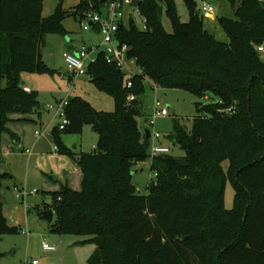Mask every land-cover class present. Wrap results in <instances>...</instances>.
I'll use <instances>...</instances> for the list:
<instances>
[{"label": "trees", "instance_id": "16d2710c", "mask_svg": "<svg viewBox=\"0 0 264 264\" xmlns=\"http://www.w3.org/2000/svg\"><path fill=\"white\" fill-rule=\"evenodd\" d=\"M129 1L147 29L130 17L117 38L130 46L128 57L140 71L128 88L126 71L108 63L102 49L88 64L90 81L114 99L115 109L69 97L70 124L54 127L56 137L90 125L98 141L89 153L70 152L81 173L77 186L44 174L54 183L42 190L52 200L35 210L54 211L53 232L87 236L95 244L88 264H264V60L258 50L264 43V0H228L234 16L217 17L228 41L206 27L197 0H185L187 22L175 0ZM103 10L100 0H81L71 11L59 5L44 17L43 0H0V244L18 232L8 224L1 199L4 181L15 178L3 150L20 144L19 128L41 108L38 92L24 89V74L51 71L41 48L48 33L66 31L67 15L81 21ZM164 10L172 32L163 26ZM147 78L156 87L201 98L191 126L174 117L166 136L183 155L150 153L151 138L138 119L146 113ZM131 93L135 99L129 101ZM148 158L157 176L143 194L132 168ZM227 181L236 190L230 209L224 203Z\"/></svg>", "mask_w": 264, "mask_h": 264}, {"label": "rangeland", "instance_id": "374dc122", "mask_svg": "<svg viewBox=\"0 0 264 264\" xmlns=\"http://www.w3.org/2000/svg\"><path fill=\"white\" fill-rule=\"evenodd\" d=\"M81 0H43V16L48 17L54 13L55 9L61 5L65 11H71L80 3ZM214 5L216 11L212 16H204L206 27L222 41H228V36L218 24L219 16H234V11L228 0H206ZM180 19L183 22L190 20V11L185 0H175ZM202 0H197V9L201 8ZM125 17L124 22L128 24L130 17L141 28L142 17L137 9L130 4L124 5ZM84 19L80 21L79 17L67 15L64 19V33H48L45 43L41 48L44 63L51 71L24 74L27 84L31 85L38 92L39 98L44 108L42 120L44 125L57 127L61 121L56 115L54 109H49L48 105L58 102L67 97L77 95L83 96L97 109L113 111L115 109L114 99L107 93L102 92L90 81L88 75L73 76L69 71L64 53L71 51L77 53V50L84 44L92 42L101 43V34L94 29L85 30ZM162 23L167 32H172L173 27L170 18L165 10L162 16ZM98 52L91 54L94 58ZM264 60V52L259 53ZM131 71L137 73L138 67L134 62H129L127 66V76ZM147 86L146 94L143 98L145 115L138 117L139 124L143 128L149 127L146 123L154 109V100L161 99L170 108V115L156 119L154 127H149L151 131H159L163 134L160 140L164 144L171 146V153L174 155H183L184 152L175 146H172L166 136L172 132L174 117L185 122L189 127L192 119L197 115L196 103L201 98L194 93L183 89H168L156 87L150 79L145 81ZM52 138L51 147H47L48 153L43 163L47 166H57L59 162L54 155L62 154L69 160L70 152L75 156L89 153L96 146L98 141L97 133L90 125H85L81 132L60 133V139L54 132L50 133ZM153 140L150 139V147ZM58 145L63 150L54 153V146ZM53 152V153H51ZM41 164L40 162H38ZM151 158L140 162L132 168V180L138 191L145 194L148 192L150 179L154 177V172L150 169ZM42 165V164H41ZM228 162L224 163L227 167ZM62 169L63 172L66 168ZM61 172V173H62ZM38 179V178H37ZM30 180L27 183L20 184V188L10 184V190H2L7 201L2 198L4 213L8 224L11 227H17L18 232L5 235L1 241V251L3 256L0 264H24L26 260L37 259L40 264H88V258L95 249V244L88 241L87 236L73 234H58L51 230V223L38 216L35 207H43L44 203H50L52 197L44 193L42 180ZM37 189L40 191L37 192ZM20 190V191H19ZM19 194L21 197H19ZM236 190L230 181H227L224 190V203L226 208L230 209L235 204ZM55 221V216L52 222ZM47 242L55 246V251H46L43 243Z\"/></svg>", "mask_w": 264, "mask_h": 264}, {"label": "built area", "instance_id": "2783aa9c", "mask_svg": "<svg viewBox=\"0 0 264 264\" xmlns=\"http://www.w3.org/2000/svg\"><path fill=\"white\" fill-rule=\"evenodd\" d=\"M203 4L199 11L204 16H212L215 14V7L210 2L206 0H202ZM130 4L129 0H108L106 6L104 7L103 12H89L87 16H85L84 20V29L89 30L92 29L93 25H97L99 27V33L102 36L101 43H92V44H84L78 50L77 53L66 51L64 53V57L68 66L69 71L73 74V76L87 75V66L88 64L95 60L91 57V54L94 52H99L101 49L105 52L106 59L108 63L116 65L118 68L127 72V66L129 62H134L136 64L135 59H131L128 57V52L130 50V46L127 43H121L118 40V33L121 27L122 22H124L125 11L124 5ZM142 29H147L146 19L142 17ZM258 50L263 53L264 52V43L258 46ZM137 66V64H136ZM138 67V66H137ZM140 69L138 67L139 72ZM134 74L131 71L130 76H128V80L126 82V86L131 88L133 83L131 80V76ZM24 89L26 91H31L29 87L24 85ZM129 101L135 99L134 94H129ZM208 97H205V100ZM69 102V97L62 99L58 102V106L54 103L49 104V109L55 110V115L61 120L58 124L59 130H64L68 124H70V119L66 112V107ZM170 115V108L166 105L164 101L156 98L154 100V109L152 115L149 117L148 126L154 127L156 124V119L159 117H167ZM149 127L146 129L149 130ZM150 131V138L153 140V144L150 148V153L152 156L159 154H168L171 153V146L169 144H164L160 140L164 137L163 134L159 131ZM38 136L42 135V131H36ZM54 151L59 152V146H54ZM154 176H157V172L154 173ZM19 197L20 194H19ZM43 248L47 251H55L56 248L53 245H50L47 242L43 243ZM24 264H39L37 259H33L31 261L26 260Z\"/></svg>", "mask_w": 264, "mask_h": 264}, {"label": "crops", "instance_id": "0c3cea01", "mask_svg": "<svg viewBox=\"0 0 264 264\" xmlns=\"http://www.w3.org/2000/svg\"><path fill=\"white\" fill-rule=\"evenodd\" d=\"M23 83V85L29 87L30 90H34L31 85L26 83L24 78ZM43 111L44 108L41 102L40 110L29 116V120L19 128V130L22 131L20 144L13 148L5 146L3 150L6 166L15 177L13 180L4 181V188L2 190H5L6 192L10 190V184H13L15 189H19L20 184H25L30 180H36L37 178V180H39V178L42 180L44 186L43 190H49L54 187V183L44 180V174L46 172L59 178L67 177L71 180L72 184L76 186L79 184L81 173L79 166L74 159L70 158L69 160L67 157L62 156V154H51L54 155V158L57 159L59 164L57 166H47L43 163L45 158L49 157L47 156V154H49L47 147H51L52 138L50 133H52L54 129L51 125H44L42 120ZM38 130L42 131V135L38 136L36 134V131ZM54 153L58 152L55 151ZM59 168L66 169L62 172V169ZM38 190L39 189H37V192ZM6 192L3 193V196L1 195V199L3 198L5 202L7 201L5 198V194H7Z\"/></svg>", "mask_w": 264, "mask_h": 264}, {"label": "water", "instance_id": "95a60500", "mask_svg": "<svg viewBox=\"0 0 264 264\" xmlns=\"http://www.w3.org/2000/svg\"><path fill=\"white\" fill-rule=\"evenodd\" d=\"M106 2H107V0H100V5L102 7H104L106 5ZM146 133H147V137H150V131L148 129H146ZM38 216L41 219H45V220L49 221L50 223H52L54 216H55V213L52 209H42V210L38 211Z\"/></svg>", "mask_w": 264, "mask_h": 264}, {"label": "bare ground", "instance_id": "6f19581e", "mask_svg": "<svg viewBox=\"0 0 264 264\" xmlns=\"http://www.w3.org/2000/svg\"><path fill=\"white\" fill-rule=\"evenodd\" d=\"M107 1H108V0H107ZM106 3H107V2H106ZM105 6H106V5H105ZM105 6H104V7H105ZM92 29H93V28H92Z\"/></svg>", "mask_w": 264, "mask_h": 264}]
</instances>
